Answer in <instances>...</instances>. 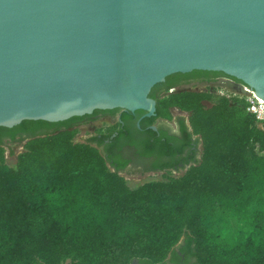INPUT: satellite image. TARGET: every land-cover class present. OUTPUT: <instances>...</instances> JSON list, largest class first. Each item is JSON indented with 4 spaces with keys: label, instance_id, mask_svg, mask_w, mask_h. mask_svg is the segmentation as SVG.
Returning a JSON list of instances; mask_svg holds the SVG:
<instances>
[{
    "label": "trees",
    "instance_id": "obj_1",
    "mask_svg": "<svg viewBox=\"0 0 264 264\" xmlns=\"http://www.w3.org/2000/svg\"><path fill=\"white\" fill-rule=\"evenodd\" d=\"M155 97L159 115L189 112L202 152L182 174L137 187L90 140L75 141L74 118L0 126L26 141L10 166L0 138V264H159L183 237L200 264H264V124L238 97ZM31 124L52 127L24 131Z\"/></svg>",
    "mask_w": 264,
    "mask_h": 264
},
{
    "label": "water",
    "instance_id": "obj_2",
    "mask_svg": "<svg viewBox=\"0 0 264 264\" xmlns=\"http://www.w3.org/2000/svg\"><path fill=\"white\" fill-rule=\"evenodd\" d=\"M195 69L264 99V0H0V126L114 108L151 115V89ZM108 125L91 120L80 137ZM25 142L7 144V164Z\"/></svg>",
    "mask_w": 264,
    "mask_h": 264
},
{
    "label": "flooded vegetation",
    "instance_id": "obj_3",
    "mask_svg": "<svg viewBox=\"0 0 264 264\" xmlns=\"http://www.w3.org/2000/svg\"><path fill=\"white\" fill-rule=\"evenodd\" d=\"M223 76L229 78L222 72L212 70L195 69L189 72H176L167 76L161 82L163 85L160 88L155 89L156 84L149 96L157 101L155 96L158 92L170 93L173 92L172 89H178L182 85ZM170 86H172L170 89H166ZM170 111L172 118L159 115L157 101L156 110L151 115L148 110L144 109L132 111L114 108L95 110L91 114L75 116L76 118L72 117L74 118L72 122H80L74 127L76 128L91 120L108 119L109 125L106 130L91 133L85 140H90L103 152L104 156L110 159L114 166H118L121 170L120 174L126 172L164 176L184 172L200 158L202 152L200 137L192 132L188 117L182 110L175 111L171 108ZM49 127L52 126L31 124L24 127V131H42ZM5 135L4 131L0 132V138H4L9 144H21L19 140H10L9 135ZM137 264L148 263L137 260ZM159 264L200 263L194 244L187 237H183L168 257Z\"/></svg>",
    "mask_w": 264,
    "mask_h": 264
},
{
    "label": "rangeland",
    "instance_id": "obj_4",
    "mask_svg": "<svg viewBox=\"0 0 264 264\" xmlns=\"http://www.w3.org/2000/svg\"><path fill=\"white\" fill-rule=\"evenodd\" d=\"M242 83L235 81L228 77H218L213 78L209 81L204 82H194L187 85H182L178 89H175L173 92L178 91H208L210 94H212V99L209 101H206V105L210 106L222 96L228 97V98H235V97H241L244 96L246 93L243 91ZM264 114V113H263ZM258 120V119H257ZM258 124L260 126H263L264 120H258ZM76 135H75V141L78 142H84V140L80 137L81 135V127H76ZM24 150L21 148V152ZM18 154V155H19ZM183 172L179 173H171L170 175L178 176L182 174ZM126 177V180L128 181V184L131 187H137L145 182L152 181V180H161L166 177L160 176V175H143V176H128L123 174ZM214 230V227L212 228Z\"/></svg>",
    "mask_w": 264,
    "mask_h": 264
},
{
    "label": "built area",
    "instance_id": "obj_5",
    "mask_svg": "<svg viewBox=\"0 0 264 264\" xmlns=\"http://www.w3.org/2000/svg\"><path fill=\"white\" fill-rule=\"evenodd\" d=\"M243 91L246 93L244 96H241L239 98L244 99L247 103V110L248 112L254 114L258 120H264V105L260 103L257 100V97L255 96L254 90L250 89L246 85H242ZM173 91L175 89H172ZM171 90V91H172ZM199 92V91H198ZM201 92V91H200ZM175 111H179L180 109L173 107ZM181 111V110H180ZM183 111V110H182ZM186 117L189 119V112L183 111ZM25 144V143H24ZM24 144L22 146V149L24 150ZM123 177H125L123 174H121ZM126 179V177H125Z\"/></svg>",
    "mask_w": 264,
    "mask_h": 264
},
{
    "label": "bare ground",
    "instance_id": "obj_6",
    "mask_svg": "<svg viewBox=\"0 0 264 264\" xmlns=\"http://www.w3.org/2000/svg\"><path fill=\"white\" fill-rule=\"evenodd\" d=\"M255 96L257 97V100H258L260 103H262V105H264V99L258 97L256 94H255Z\"/></svg>",
    "mask_w": 264,
    "mask_h": 264
}]
</instances>
